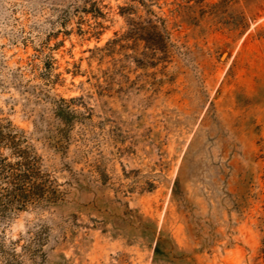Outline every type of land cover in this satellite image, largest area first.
Listing matches in <instances>:
<instances>
[{
    "label": "rangeland",
    "instance_id": "374dc122",
    "mask_svg": "<svg viewBox=\"0 0 264 264\" xmlns=\"http://www.w3.org/2000/svg\"><path fill=\"white\" fill-rule=\"evenodd\" d=\"M0 119L64 192L15 264H263L264 0H0Z\"/></svg>",
    "mask_w": 264,
    "mask_h": 264
},
{
    "label": "trees",
    "instance_id": "16d2710c",
    "mask_svg": "<svg viewBox=\"0 0 264 264\" xmlns=\"http://www.w3.org/2000/svg\"><path fill=\"white\" fill-rule=\"evenodd\" d=\"M74 102L76 99L60 98L52 104L58 125L48 141L56 150L67 148L74 125L86 119L76 112ZM63 196L61 185L45 168L42 156L25 132L0 119V228L13 214L33 206L54 204ZM261 254L264 264V243ZM20 255L14 243L6 245L0 231V264H15Z\"/></svg>",
    "mask_w": 264,
    "mask_h": 264
}]
</instances>
